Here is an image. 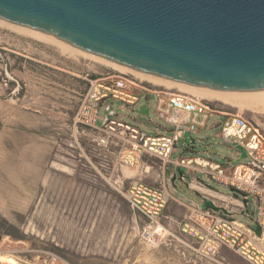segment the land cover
<instances>
[{"label": "rangeland", "instance_id": "374dc122", "mask_svg": "<svg viewBox=\"0 0 264 264\" xmlns=\"http://www.w3.org/2000/svg\"><path fill=\"white\" fill-rule=\"evenodd\" d=\"M113 75H127L147 88L158 86L0 27V254L22 264H45L51 257L56 258V264H246L225 247L217 254L205 255L195 243L179 236L154 247L140 237L145 220L129 208L124 197L132 181L165 187L172 197L170 203L183 200L174 195L160 162L145 158L139 165L126 166L119 161L116 137L75 123L88 80ZM158 88L213 103L220 110L239 112L264 131V113L253 115L223 105L216 98L193 97L163 85ZM133 92L143 96L134 108L112 99L105 102L115 113L112 119L145 135H167L165 124L155 112L154 96L148 99L137 88ZM142 106L147 115L136 113ZM224 119L212 116L207 129L186 134L177 142V150L194 140L201 158L233 163L239 155L235 146L221 140L220 127L209 128ZM121 131L113 134L120 136ZM178 157L174 152L170 159ZM180 171L189 183L197 180L226 196L208 195L216 206L223 204L230 212L233 198L228 187L201 173ZM176 185L204 210L195 196L203 193L190 185L186 189L180 182ZM239 204L240 211L230 214L254 231L255 225L247 218L254 212L252 199L248 198L245 216L240 215L243 206ZM179 230L172 227L175 235ZM258 238L264 245V234Z\"/></svg>", "mask_w": 264, "mask_h": 264}, {"label": "water", "instance_id": "95a60500", "mask_svg": "<svg viewBox=\"0 0 264 264\" xmlns=\"http://www.w3.org/2000/svg\"><path fill=\"white\" fill-rule=\"evenodd\" d=\"M0 21L120 67L164 80L244 94L264 93V0H0ZM147 115L142 106L139 114ZM236 162L245 158L242 149ZM184 200L183 172L165 169ZM240 201L241 216L247 199ZM205 210L230 215L195 193ZM254 233L262 230L254 224Z\"/></svg>", "mask_w": 264, "mask_h": 264}, {"label": "built area", "instance_id": "2783aa9c", "mask_svg": "<svg viewBox=\"0 0 264 264\" xmlns=\"http://www.w3.org/2000/svg\"><path fill=\"white\" fill-rule=\"evenodd\" d=\"M135 88L144 91V96H154V109L158 119L165 124L167 135H145L135 127L112 119L115 113L105 102L112 99L134 108L143 97L133 92ZM215 115L225 119L222 123L211 124L209 128L220 127L218 135L221 140L235 148L239 146L245 154L244 159L218 163L210 158H201L195 151L194 140L177 150L176 144L180 139L186 138V134H199L207 129L208 120ZM74 121L116 137L120 146L119 161L126 166H136L143 159L151 158L160 162L163 169L201 173L236 192L240 198H246L247 204L248 198H251L254 212L247 218L264 232V131L256 122L240 113L220 110L210 102L187 99L158 87L147 88L136 84L127 75L88 80V88ZM98 122L101 124L98 125ZM117 129H122L120 136L113 134ZM174 152H178L179 157L171 161ZM124 197L129 208L144 218L145 226L139 235L150 246H158L172 237L161 221V213L172 199L165 187H152L132 181ZM194 214L180 232L205 255L217 254L225 247L248 264H264V245L251 227L238 223L231 214L223 217L198 207ZM45 264H56V258L51 257Z\"/></svg>", "mask_w": 264, "mask_h": 264}, {"label": "bare ground", "instance_id": "6f19581e", "mask_svg": "<svg viewBox=\"0 0 264 264\" xmlns=\"http://www.w3.org/2000/svg\"><path fill=\"white\" fill-rule=\"evenodd\" d=\"M0 27H2V29L5 28V29L11 31V32L15 33L16 35L18 34L20 36H23V37H26V38H29V39H32V40H35V41H38V42H41L44 44L53 45L57 49L61 50V52L64 54H67V55L70 54V56L73 54L74 55L78 54V55H82V56H86L88 58L94 59V60L101 62L102 64H106L109 67H112L116 70H119V71H122L125 73H129L138 79L140 78V80L141 79L146 80L149 83L158 85L157 87H160V85H163V86L170 88L171 90L176 88L182 92H186L188 94L193 95V97H194V95H198V96H203V97L216 98V100H218V102L223 104V105H227V106H231V107L236 106V108H238L240 111L246 110V111L252 113L253 115H259V114L264 113V93H260V94L233 93V92L214 91V90H209V89H204V88L188 86L185 84H180V83L172 82L169 80H164V79L157 78V77H154L151 75L140 73L138 71H134L131 69H127L124 67L117 66L115 64L101 60V59L96 58L94 56L88 55L86 53H83V52L77 51L75 49L69 48L67 46H64L62 44L56 43L54 41H51V40L46 39L44 37H41L39 35L33 34L31 32H28V31L23 30L21 28H18L16 26L10 25V24L5 23L3 21H0ZM167 90H169V89H167ZM180 96H182V95H180ZM183 97H186V96H183ZM186 98L188 99V96ZM194 98H196V97H194ZM194 98H190V99H194ZM194 100L202 101L198 98L194 99ZM211 194L214 195V193H212V192H211ZM0 263L22 264L19 261H17L14 257L9 256V255H5V254H0Z\"/></svg>", "mask_w": 264, "mask_h": 264}, {"label": "crops", "instance_id": "0c3cea01", "mask_svg": "<svg viewBox=\"0 0 264 264\" xmlns=\"http://www.w3.org/2000/svg\"><path fill=\"white\" fill-rule=\"evenodd\" d=\"M146 97L149 99L148 95H146ZM189 185L191 187H193L194 189H197L199 192L203 193V197L208 198V199L212 200L213 202H215V201L212 198L208 197V195L209 196H215L216 195L218 197L220 195V194H216L215 192L211 191L209 188H207L206 186L202 185L201 183H199L197 180H194V179H192L190 181ZM211 192L214 193V195H212ZM220 197H226V196L220 195ZM170 201L161 213L162 224L165 226V228L168 230V232L170 233V235L172 237L177 238V236H179L181 238H185L188 240L186 235L183 236L182 234H180L181 233L180 230L182 229L183 225L187 222V220L190 217L191 218L194 217L195 208L198 207L201 209V207L198 203L189 199L188 197L185 198L182 202L175 201L173 203L172 202L170 203ZM232 203H230V206H231V208L229 209L230 213L240 211L239 201H237L236 199L233 198ZM222 206L224 207L223 204H222ZM173 226L177 227L178 230L180 229L178 235H175V233L172 231ZM261 236H262V234H261ZM246 264H248V263H246Z\"/></svg>", "mask_w": 264, "mask_h": 264}, {"label": "trees", "instance_id": "16d2710c", "mask_svg": "<svg viewBox=\"0 0 264 264\" xmlns=\"http://www.w3.org/2000/svg\"><path fill=\"white\" fill-rule=\"evenodd\" d=\"M92 79H94V77H93ZM10 236H12V235L10 234ZM12 237H13V236H12Z\"/></svg>", "mask_w": 264, "mask_h": 264}]
</instances>
